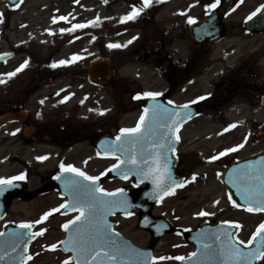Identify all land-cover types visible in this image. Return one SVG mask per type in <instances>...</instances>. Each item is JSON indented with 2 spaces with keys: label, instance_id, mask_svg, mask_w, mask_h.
I'll use <instances>...</instances> for the list:
<instances>
[{
  "label": "rangeland",
  "instance_id": "obj_1",
  "mask_svg": "<svg viewBox=\"0 0 264 264\" xmlns=\"http://www.w3.org/2000/svg\"><path fill=\"white\" fill-rule=\"evenodd\" d=\"M137 1L143 3V0H22L18 6L9 7L0 0V53H12L10 58L0 61V80L5 81L0 83V110L13 105L28 110L27 121L12 122L0 129V177L23 172L28 190H43L30 200H12L7 217L36 221L61 203L63 198L51 186L52 174L61 162L85 167L94 174L112 165L113 158L95 156L94 138L135 127L141 116V102L135 94L164 91L170 86L175 103L206 97L199 104L200 114L181 129L179 149L181 167L186 173L193 169V161L199 165L197 151L203 162L195 169L196 179L189 189L162 200L154 213L175 218V226L186 227L198 223L195 213L204 208L210 212L223 208L221 217L241 220L244 231L240 236L248 240L264 219V213L243 215L233 207L228 208L218 177L225 160L263 148L264 140H256L252 133L264 122V110L258 109L257 102H253L254 109L246 106L245 102L250 100L244 99V92L234 94L231 106L222 113L215 111V106L218 97H226L223 81L232 72L233 76L243 78L248 67L259 66L260 73L264 70V33H249L244 26L246 18L264 0H242L223 19L224 37L209 47L195 48L197 51H192L186 21L189 16L200 17L212 0H153L135 19L122 20ZM88 21L96 22L88 24ZM77 24L86 26L61 31ZM96 56L108 57L115 70L107 87L94 86L86 79L87 65ZM25 60L28 64L22 70L13 76L6 75ZM61 60L71 63L52 66ZM170 73L177 74L167 82L165 77ZM255 82L258 86L264 84V74ZM26 122L38 128L36 139L30 142H25L20 133ZM230 124L235 127L229 128ZM227 128L230 135L225 137L222 131ZM246 136L249 139L243 142V147L218 156L223 149L241 144ZM211 156L218 159L209 160ZM122 183L104 181L109 189ZM70 217L57 212L34 224L36 230L46 231L32 243L29 249L32 258L25 264H64L69 255L58 245L55 249L48 246L58 244L63 236L61 227ZM115 218L118 231L141 246L152 247L154 256L170 257L154 260L153 264H181L174 257L185 256L192 250L181 235L169 233L153 240L148 232L137 228L136 217ZM259 264H264V259Z\"/></svg>",
  "mask_w": 264,
  "mask_h": 264
},
{
  "label": "snow or ice",
  "instance_id": "obj_2",
  "mask_svg": "<svg viewBox=\"0 0 264 264\" xmlns=\"http://www.w3.org/2000/svg\"><path fill=\"white\" fill-rule=\"evenodd\" d=\"M105 2H107V0H105ZM152 2L153 0H143V7L140 8H137L135 5H133L132 11L122 17V20L135 19L140 14V12H142L143 9L148 7ZM196 2H198V0H196ZM220 3L221 0H213V2L206 4L205 8L209 13H211V10L217 8ZM262 10H264V4L259 5L246 19L251 20L252 17L256 16L257 13H260ZM0 16H2V13H0ZM53 19L55 20L56 18L54 17ZM59 19H67V17H59ZM99 19L100 18L97 17L96 21H99ZM195 20V17H188L189 24L195 23ZM96 21H88L87 23L93 24ZM85 26V24H77L73 25L72 29H61V31H74L75 28H83ZM133 39H135V37H133ZM130 42L131 41H129V43ZM109 46L118 47L120 45L110 44ZM76 58L78 57H74V59ZM57 63L65 64L71 63V61L61 60L59 62H54L52 66L55 67ZM27 64L28 60H25L14 72L7 73L6 75H15L16 72L22 70ZM4 82V80H0V83ZM141 95L144 97H157L162 95V93H137L136 98H140ZM65 99H67V97H65ZM203 99H205L204 96L196 97L195 101H188L181 107L187 109L189 104ZM169 103H174V101H169ZM150 111L152 112L154 119L157 116H167V118L171 120L170 124H161L160 127L167 129L163 135L168 138L167 147L174 151L175 148L173 146V142L174 140L178 141L180 137L179 135L172 136L170 134L173 133L174 126L178 129L182 122L183 116H189L190 118V113L184 112L182 114L180 111L176 110L170 112L166 106L154 104L151 106V108L146 107L144 109V113L140 116L139 121L134 128H121L119 130L116 141L119 142L120 151L125 153L126 159H120L115 149L112 151H105L103 155L116 156L117 162L110 166L111 170H116L120 168L121 165L130 163L134 166L130 171H135L141 180H152V183L157 186V191L163 195H169L175 191V187H182L183 185L177 184L175 181H173L172 186L169 187L165 179L164 172L167 171V166L165 165L164 169H162L159 162L160 149L165 145L151 143L150 138L147 141L144 139L145 131L143 129L146 117ZM228 127H235V124H230ZM15 131L18 132L20 129H16ZM225 131H227V129H225ZM131 134L136 135L132 136ZM126 140L132 141V148L134 150L139 144L140 151L142 153L139 160L136 159L135 151L130 154L123 148V143ZM246 141L247 137H245V142ZM144 143H147V147L152 149V152L144 151ZM241 147H243V143L237 144L233 147L225 148L218 154V156H224L226 153L234 152ZM97 155H100V153H97ZM218 156H211L208 159L216 160L218 159ZM145 157H147V159H145ZM45 158L46 157H38L37 159ZM86 162L87 161H85V163ZM60 168L62 171L77 174L76 177L66 180L65 182L66 187L72 186L74 189L68 192L70 199L64 200V202L59 204L58 207L44 212L39 220L22 222L21 227L31 228L34 224H39L42 220H46L52 213L60 212L61 209L78 213L71 219L66 220L62 227L65 230H69L71 232L70 226L77 225L79 222L85 221L90 225V230L85 231L83 229L77 228L74 233L69 235L66 242H58L65 244V251H68L69 246H71V251L76 254L75 257L69 255L64 261V264H69V262L73 260L75 261V264H121L123 258L131 254V250L126 245H121L116 242L115 238L119 234L116 233V229L108 222L107 213L113 212L114 209L122 208L125 215H132L131 212L127 211V207L129 206L127 197L123 195L120 197L116 196L117 193L123 194L125 190L123 188H117L113 192H109L107 189L103 188L97 183L100 180V177L104 176L108 170L101 172L97 176H91L73 164H64L61 162ZM79 177H83L92 183L84 184L83 181L79 179ZM25 178L26 176L23 172L20 173L18 177H0V194H3L5 190L4 187H2L3 185L12 186L13 180H22ZM123 179L128 180L129 174L125 173L123 175ZM191 179H196L195 173L192 175ZM229 182L235 185L240 198L246 201L245 205H241L236 199L233 198V194L229 193L228 199L235 207H247V210L250 212H264V164H262L260 167L247 166L246 170H243L238 174L237 180H230ZM185 183H187V181H185ZM81 188L86 190V196L81 194V191L79 190ZM97 193H103V196H98ZM61 195H64V193H61ZM145 195H149V193H145ZM162 198L163 197L161 196V199ZM214 203H218V201H214ZM253 204H255L256 207H253ZM195 215L205 216L214 215V213L200 211L195 213ZM145 220L147 221V218H145ZM222 223L238 225V222L236 221H223ZM45 231L46 230L44 228H40L39 231L32 235V239H34L36 236L42 235ZM224 234L226 236V244L221 245L220 252V254L224 257L223 264H234V262L237 260L245 261L246 264H251V261L253 260L264 259V221L258 225L256 230L252 233L251 237L247 241L241 240L238 236L234 237L231 232L225 231ZM257 237H260V242L254 249L245 251L240 248V245L245 243L252 245ZM48 247L55 249L57 244H52ZM207 247L209 246L205 245V248ZM191 255L195 256L196 253H192ZM31 258V255H29L28 259ZM169 258L170 257L164 256L151 257L152 260H164ZM174 259L184 260L186 257L177 256L174 257ZM20 264H24L23 259H21Z\"/></svg>",
  "mask_w": 264,
  "mask_h": 264
},
{
  "label": "water",
  "instance_id": "obj_3",
  "mask_svg": "<svg viewBox=\"0 0 264 264\" xmlns=\"http://www.w3.org/2000/svg\"><path fill=\"white\" fill-rule=\"evenodd\" d=\"M6 1L9 4L13 5V4H17L20 0H6ZM237 2L238 0H221V3L218 5V7L212 10L211 13L207 16V19H205L206 21L207 20L209 21L204 25L205 26L204 32H201L200 34L197 35L193 32L192 38L197 42L201 41L203 38H205V40L208 38L206 43H210L212 41H216L217 39H219L220 36L222 35V28L219 23V19L223 15H225L230 9H232ZM246 26L250 30L253 29L259 30L264 28V10H262L260 13H257V15L252 17L251 20H248ZM211 28H213V30L209 32L210 31L209 29ZM9 56L10 54L0 55V60H4ZM112 75L113 72L109 68V61L107 59L94 60L92 63H90L88 67L87 78L91 83L98 84L100 86H106L109 83V80ZM154 104L166 106L170 110V112L173 110L180 111L182 114L184 112H188L190 113V118L195 114V110L192 105H188V108L184 109L181 106L173 107L168 105L167 103L164 102L163 98H157V99L150 98L144 101L145 108L146 107L151 108V106ZM24 117H25L24 110H21L17 113L8 112L0 116V124H3L8 120L22 119ZM150 117H153L151 111L148 113L146 120L150 119ZM190 118L189 116H183L181 124ZM154 120L155 121H153L152 124L158 123L159 125H161V124L171 123V120L168 119L167 116H159L158 118L156 117ZM175 129L176 127L174 126L173 131H175ZM156 130L158 132H164V133L167 131L166 128H162L160 126H157ZM32 131H33V127L31 126L24 129L25 133H31ZM131 135L135 136L136 134H131ZM110 149L112 150L115 149L116 152L119 150L117 147H114V145H112ZM262 164H264V151L255 154L254 156H251L250 158H248V161L239 163V165H237L236 167L233 166L231 168V172H233L231 176V180H237L238 174L241 171L246 170L247 166L260 167ZM231 186H233V188H229V190L233 194V198L236 199L238 203L245 205L246 201L240 198V195L235 185L232 183ZM2 187H4L5 190L3 196L0 197V207H1L0 213H3L4 208L7 207L8 201L12 196L15 195L22 196L21 189H19L17 192L16 190H13L14 192L12 193V191H9L10 190L9 187L6 188V185H3ZM55 187L58 189L60 193L68 194V192L70 191L68 189L63 190L58 185L57 186L55 185ZM144 191L139 190L137 193H131L128 196V199L132 203L130 210L134 213H137L139 217H141V219L143 220L142 221L143 224H141L140 222L139 226L151 231L150 226H148L149 221H146L145 218L149 216V211L153 203L163 194L157 191L155 187L151 188V191L148 192H144ZM145 193H149V195H145ZM254 205L252 206L255 207ZM206 230H209V228H207ZM163 232H165V230H163ZM209 233L210 230L208 234ZM201 234H203L202 229L196 230L188 234L186 240L188 242H192L195 245L196 255L187 258L183 262H185V264H223L224 257L220 254V252H221V245L226 244V239L222 240L219 237H216L214 234H212V232L211 234H209V236L207 233L206 235L205 234L201 235ZM115 239L117 243L121 245H126L131 250V254L125 256L121 261V264H151V251L149 249L137 248L132 244H130L127 240H123L119 236H116ZM28 242L29 239L27 237L18 234L12 243L7 244V246H4L3 248H0V264H20L21 259H24V254L26 252ZM259 242H260V237H257V239L253 242V244L250 247L246 248L240 245V248L242 250L248 251L254 249L256 245L259 244ZM205 245H208L209 247L205 248ZM69 250L71 251V246ZM73 255L75 257L76 254L73 253ZM234 264H246V262L237 260L234 262ZM251 264H256V260L251 261Z\"/></svg>",
  "mask_w": 264,
  "mask_h": 264
},
{
  "label": "flooded vegetation",
  "instance_id": "obj_4",
  "mask_svg": "<svg viewBox=\"0 0 264 264\" xmlns=\"http://www.w3.org/2000/svg\"><path fill=\"white\" fill-rule=\"evenodd\" d=\"M239 70V69H238ZM230 74L229 77L226 78L225 82L223 80L224 86H223V91L227 93L226 97L220 96L217 98L216 106H215V111L217 110L218 113H222V111L226 110V108L229 105V102L233 99V95L241 92H244V99L245 100H250L246 102V106L250 107L251 109L254 108V100H257L259 103L260 99L259 97L264 94V85L254 87L253 82L257 79L259 80L258 77H260V72L258 70H255L253 67H248L245 72V77L241 78L239 76H233ZM219 80V79H218ZM219 85H222V83H219ZM231 106V105H229ZM12 107V109H17L19 108L16 107V105L9 106ZM258 108H261L264 110V106H259ZM2 128V127H1ZM4 224V221L0 222V230L2 229Z\"/></svg>",
  "mask_w": 264,
  "mask_h": 264
}]
</instances>
